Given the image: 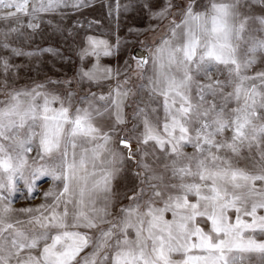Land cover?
Listing matches in <instances>:
<instances>
[{
  "label": "snow or ice",
  "instance_id": "snow-or-ice-1",
  "mask_svg": "<svg viewBox=\"0 0 264 264\" xmlns=\"http://www.w3.org/2000/svg\"><path fill=\"white\" fill-rule=\"evenodd\" d=\"M94 3L0 0V264H264V0H103L146 52L21 83Z\"/></svg>",
  "mask_w": 264,
  "mask_h": 264
},
{
  "label": "rangeland",
  "instance_id": "rangeland-1",
  "mask_svg": "<svg viewBox=\"0 0 264 264\" xmlns=\"http://www.w3.org/2000/svg\"><path fill=\"white\" fill-rule=\"evenodd\" d=\"M102 4L103 0H95L94 5L88 8L86 11L81 10L79 13L72 15L71 19L77 20V27L79 31L72 36H69L67 31H65L64 36L67 37V39L61 37L59 34H46L42 40H35L34 43L39 45L40 47H44L46 44H52L55 47H60L63 51V55L68 57V59L61 61L59 57L53 58L52 54L44 53L40 58L41 62L39 65H36L35 63L29 64L28 61L25 60L23 62L24 66L20 69V75L21 77H23L21 83L32 80L40 81L45 76H63L65 72L71 74L74 67L79 64L77 47L81 45L82 36L86 32L103 31L107 33H113L116 36L117 33L118 35H121L122 27L126 23L135 21L139 18V9L131 8L128 10L126 18H122L121 27L119 29H116L113 25L112 31L108 32L106 31V29L108 28V21L106 19H103V17L106 16V12L103 9ZM78 17L84 18V28H80ZM89 18H91L92 20H100L101 24L99 26L93 24L91 27H88ZM71 19H69L66 23L70 24ZM127 47L126 45L124 46L125 51ZM85 87H87V85H85Z\"/></svg>",
  "mask_w": 264,
  "mask_h": 264
},
{
  "label": "crops",
  "instance_id": "crops-1",
  "mask_svg": "<svg viewBox=\"0 0 264 264\" xmlns=\"http://www.w3.org/2000/svg\"><path fill=\"white\" fill-rule=\"evenodd\" d=\"M139 18L135 21H131L126 23L123 27H122V31H121V35H119L120 37V41H119V45H118V49L115 50L113 52V54L111 56H102L101 57V62L104 64H112L113 66H116L117 64H124L125 62V57H132L133 55H142L146 52V48L147 45L142 43L143 37L142 36H135V35H129V29L130 28H140L143 29L145 27V25L148 23V18L146 16H144L140 10H139ZM155 21H153L154 23ZM93 35H103L105 36L106 39L110 40L113 44L117 43L116 40V35L113 33H107V32H103V31H96V32H90ZM88 34V32H86L84 35ZM83 35V36H84ZM83 36H82V43L80 46H82L83 44ZM130 44V45H129ZM126 45V51L124 49V46ZM125 51V52H124ZM79 58V56H78ZM88 62L90 63V59L88 60ZM80 63V60H79ZM130 63L134 64L135 61L134 59L130 61ZM103 89L105 91H107V84L105 83L103 85ZM133 143H135V141L133 140ZM127 178H131V173L127 174ZM125 180H122L121 183H125ZM45 183H41L39 185V187H44ZM38 196L35 197L34 199L38 200ZM25 201L22 198H18L16 203L20 204V203H24Z\"/></svg>",
  "mask_w": 264,
  "mask_h": 264
}]
</instances>
